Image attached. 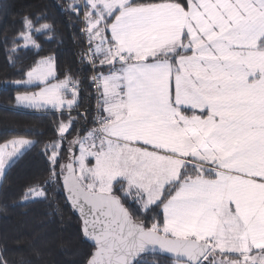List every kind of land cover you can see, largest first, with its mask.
Listing matches in <instances>:
<instances>
[{
  "label": "crops",
  "instance_id": "crops-1",
  "mask_svg": "<svg viewBox=\"0 0 264 264\" xmlns=\"http://www.w3.org/2000/svg\"><path fill=\"white\" fill-rule=\"evenodd\" d=\"M82 1L87 8V12L88 7L91 5L86 3L85 0ZM92 7L96 13L94 14L96 23L93 27L95 32L99 27L103 28V23H100V17L97 14L100 10L99 6L93 4ZM188 12L189 6L184 9L181 6H175V4L170 3L150 4L139 7H129L125 3L114 12L116 15L110 25L106 27L104 40L101 43H97V45L91 42L96 63L102 69L100 74L104 80V88L102 90L103 113L111 120V123L104 127L105 137H101L104 140V153L110 146L122 145L127 148L128 152H136L137 154L143 152L154 155L157 153L159 155L170 154V152L158 149V147H153V151H151L152 147L145 145L147 139L154 140V143H150L151 146L157 144L155 139L162 135V129L156 127V124L159 123L167 124L169 129H174L176 133L174 139L178 137L182 139L178 143L172 141L173 137L170 138L164 135L166 138L164 141L165 146L172 145L174 148L184 149L186 142L190 139L202 140V134L197 131V126L210 118L207 110L204 113V110L196 111L198 109L195 110L194 108L213 106L215 99L212 98V94L215 93L216 89H219V86L233 91L234 94L235 92H243L242 94L246 95V90L250 87H247V77H244L246 76V71H250L247 74H252V76L256 74L264 75V51L262 50L256 52L242 51L236 55V53H218L215 50L186 49V45L190 41L189 34H186ZM198 32L201 33V31ZM221 59H232V62L228 63L230 66H228L227 70L223 69L221 74H219L220 70H215V60ZM52 60L43 59L39 61L26 75L20 85L25 88L37 89L24 94L47 91L56 82L55 62L54 59ZM217 64L223 65L222 62ZM45 73L51 74L46 76ZM226 73H229L234 80L230 79V76L228 79L225 78ZM237 74L243 77H239L236 80L235 76ZM216 75H222L223 77H216ZM194 85L198 90L194 89ZM192 88L199 94L188 98L189 96H186L187 91L192 90ZM58 91L59 88H56L57 99L59 93L68 98L71 93L76 92L77 101H79L78 86L73 83H68L66 88ZM177 92H180V97L184 99L185 105L175 98ZM20 95L17 96L16 102ZM196 100L198 101L196 102ZM31 105L18 106L16 104L15 108L23 111H51L59 114L74 109H67L62 105L54 107V109L48 107L49 105L39 106L38 103L39 107ZM180 107V110L176 109ZM186 110L193 113L185 114L184 111ZM255 118L260 120V122H264V117ZM229 119L233 120L236 125V123L244 124L253 121L254 117L231 114L228 115L227 119H221V117L215 119V131H224V133L228 134V136L224 137L227 140L225 144L220 145L215 142V170L210 165L208 167L205 166L206 163L202 162L204 160L203 156L200 160H192L188 159V157H180L178 160L181 163H184V159L192 161L191 163H194V165L191 166H195L196 169L211 171L213 174L212 178L191 177L183 179V173L186 171L187 166L179 165L177 167V164H173L175 165L173 167L171 164L168 165L169 169L174 168L177 170L171 184L180 182L178 188L184 186L185 188L183 189L184 193L179 195L178 198L172 200L174 195L176 196L174 194L166 201L163 207L164 226L162 229L167 228L175 232L179 230L180 232L194 230L202 237L201 240H208V235H205L204 231L200 232L195 226L196 224L193 223L194 221L197 222V216L196 208H192V204L202 205V200L207 198V200L214 201L215 197V208L211 207V210L214 208L213 212H215V223L211 225L212 231H215V253L242 261L247 257H258L264 254V232L260 234L257 225L254 226V229H256L254 232H252V229L250 230V234H247L246 229H244L246 234L242 233V236L245 237L244 240H246L248 248L239 252L235 245L236 242L229 238V231L224 230L220 233L219 220L222 218L223 211H226V214L229 212L227 211L229 208L225 207L226 204L230 207V216L237 225L239 223L242 226L245 220L249 219L248 227H250L258 217L252 208L251 202H253V197H255V203H264V181L256 179L258 175L264 178V164L261 162L264 160V155L261 154L260 149L251 153L253 161L258 159L256 162H258L259 168L250 163L247 158L240 156L238 152L239 141L235 139L237 134H231L228 127H219L220 123L224 124ZM119 122L121 123L119 124ZM124 122L139 124L141 128H137V133H133L134 128L131 131L121 130L125 125ZM189 131H195L196 133L190 135ZM96 136L99 138L97 132ZM239 136L242 138L241 135ZM140 140L144 141L141 142ZM10 142H13L15 151L31 145L21 140ZM2 145L0 144V149L3 147ZM221 148L226 149V151L221 152ZM194 150L197 154H200L199 144L196 145ZM18 158V155H13L8 151L6 157L0 159L1 182L6 171ZM217 160H223L227 168L218 166ZM13 161L14 163H11ZM247 173H249L250 177L246 175ZM234 177L243 180L236 181L233 179ZM201 181L215 183V194H210L207 197H188L190 195L188 189L191 188L193 191L195 185H201L199 184L202 183ZM118 183L126 187V182L122 179L117 180L115 184ZM253 193L256 195L253 196ZM186 201H191L192 203L180 210L181 205L185 204ZM201 209L202 206L198 208V210ZM259 216L264 219V214ZM220 235V240L222 239L223 243L219 244L220 247H218L216 240ZM223 248L228 251H224Z\"/></svg>",
  "mask_w": 264,
  "mask_h": 264
},
{
  "label": "trees",
  "instance_id": "trees-1",
  "mask_svg": "<svg viewBox=\"0 0 264 264\" xmlns=\"http://www.w3.org/2000/svg\"><path fill=\"white\" fill-rule=\"evenodd\" d=\"M76 2L0 0V144L18 139L33 141L0 184V264H88L95 251L84 239L81 221L62 187L66 165L72 158L76 169L77 142L91 127L95 128L92 71L83 37L87 8L82 0H78L80 5ZM159 3L184 9L189 5L188 0H126L129 7ZM115 15L106 19L104 32ZM29 33L34 47H25L23 38ZM48 57L55 62L56 82L78 86V105L61 114L16 109L19 94L37 89L20 84L39 61ZM95 64L96 71L102 73L96 59ZM184 112L189 115L192 111ZM64 126L67 130L63 134ZM205 170L188 165L183 179L212 178V172ZM179 186L180 182L173 184L160 202L148 208L128 196L119 184H115V190L133 221L150 230L163 227V207ZM35 188H43L44 197L27 201ZM136 264L173 261L145 256Z\"/></svg>",
  "mask_w": 264,
  "mask_h": 264
},
{
  "label": "rangeland",
  "instance_id": "rangeland-1",
  "mask_svg": "<svg viewBox=\"0 0 264 264\" xmlns=\"http://www.w3.org/2000/svg\"><path fill=\"white\" fill-rule=\"evenodd\" d=\"M85 1L91 6L88 7V11L84 15V20L87 24L90 41L97 45V43H101L104 40V27L107 22L106 19L110 18L119 6L125 4L126 0ZM76 3L77 5H80L78 0ZM93 4H97L99 6L100 10L97 14L100 17V23H103V28L99 27V29H96L95 32L93 27L96 23L94 17V14L96 13L93 10ZM188 4L189 12L186 34H189L190 41L187 43L186 49L203 51L215 50V52L218 53H236V55H238V52L242 51H264V0H188ZM175 6L178 5L175 4ZM198 31H201V33ZM173 34L175 33L173 32ZM23 39L25 41V47L35 46L30 37V33L24 36ZM45 59L53 61L52 57ZM220 62H222L223 65L217 64ZM231 62L232 59L215 60V70H220L218 73L221 74L223 69H228V66H230L228 63ZM248 72L250 71H246V76H244L247 77V87L250 86L246 90V95H243V92H235L234 94L233 91L225 89L223 86H219V89H216L215 93L212 94V98L215 99V104L213 103V106L194 108L195 110L198 109L196 111L204 110V113L207 110L210 115V118L206 122L198 124L197 126V131L201 132V139L203 141L200 139H190L186 142L184 149L174 148L172 145L165 146L164 141L166 138L164 135H167L170 138L173 137L172 141H176L178 143H180L182 139L179 137L174 139L176 133L174 129H169L167 124H156V127L162 129V135H160V137L157 136L158 139H155L157 140V144H155V146L150 145V143H154L153 139H147V141H145V145L152 147V150L150 149L151 151H153V147H158V149H164L163 151H168L170 154L159 155L157 153L154 155L152 153L145 152L137 154L136 152H128L127 148L122 145L110 146L104 153V140H102L101 137L98 138L96 136V129L91 127L84 135L81 136L77 142V146L75 147V150L78 153L76 158V175L82 187L90 194L118 197L115 190V183L117 180L122 179L126 182V187H123L121 183H118L119 186L125 189V193L129 194L128 196H132L134 200L139 201L143 208L155 205L161 201L163 196L166 195V191L167 193L170 192L173 187L171 181L174 179L177 170L174 168L169 169L168 165L177 164V167L179 165H194V163H191L192 161H186L184 158V163H181L178 161L180 157L200 160L203 156L204 160L202 162L206 163L205 166L208 167V165H210L211 168L215 170V142L223 145L227 141L224 137L228 136V134L224 133V131H215V119L218 117H221V119H227L228 115L231 114L237 116L249 115L254 117L253 121L246 122L244 124L236 123V125L233 120L229 119L228 122H224V124L220 123L219 127H228L231 134H237L235 139L239 141L238 152L240 156L247 158L250 163L258 166L259 168V164L256 162L258 159L253 161L251 159V153L254 150L257 151L260 149L261 154L264 155V142L261 143V141H264V122H260V120L255 118L264 117V75L256 74L255 76H252V74H247ZM45 74L46 76H49L51 73ZM184 74L186 75V73ZM218 76L223 77L222 75H216V77ZM229 76V73L225 74V78L228 79ZM235 77L237 80L239 77L243 76L237 74ZM230 79H232V76H230ZM67 84L68 83L65 81L55 82L51 85V87H49V89H47V91L30 94L23 93L24 95L19 94L20 97H18L19 99H17L16 104L18 106H30L32 104L31 106L34 105V107L49 105L48 107L52 109L59 105H62L63 107L65 106L67 109L75 108L79 103V101H77L76 92L71 93L68 98L60 95L59 93V97L57 99L56 88H59L60 91L66 88ZM194 89H196V86ZM194 89L192 88V90L187 91L186 96H189L188 98L198 96L199 93L196 91L198 89ZM180 96V92H177V96H175V98L181 104L185 105L186 103L184 99ZM197 101L198 100H196V102ZM176 109L180 110L181 107ZM120 123L121 122H119V124ZM124 124L125 125L121 128V130L131 131L132 128H134L133 133H137V128L139 129L140 127L139 124L125 122ZM66 130L67 126H64L61 132L64 134ZM195 133V131H189L190 135ZM239 135H241L242 138H240ZM18 140L27 142V144L31 145L27 148L15 151L13 149V142L3 144V147L0 149V159L5 158L8 151H10L13 155H18L20 157L25 151L33 146V141L31 140ZM140 141L142 142L144 140ZM197 144H199L200 154H197L194 150ZM220 150L221 152L226 151L224 148H221ZM14 161L11 163H14ZM216 162L218 166L227 168L223 160H217ZM261 162L264 164V160ZM175 165H173V167ZM246 175L249 176V173ZM233 179L236 181L243 180L237 177H234ZM256 179H262L261 181H264L263 176L260 177L258 175ZM201 182L202 183H199L201 185L194 186L193 191L190 187H188L190 188L188 189L190 191V195L188 197H207L210 194H215V183H210L208 181ZM184 188L185 186L178 188V190L174 193L176 196L173 194L174 199L172 200H175V198H178L179 195H182L184 193ZM254 195L256 194L253 193V196ZM43 197V188H35L29 192L27 201ZM254 199L255 197H253V202H251V204L258 217L254 220L250 227H248L249 219L245 220L242 226L239 223L238 225L236 224L235 220L230 216L231 213L228 204H226L225 207L227 206L229 208L227 209L229 212L226 214V211H223L222 218L219 220V230L221 229L220 233L224 230H228L230 233L229 238L236 242L235 245L237 246V251L239 252L245 251L248 248L246 240H244L245 237L242 236V233L246 234L247 232V234H250L251 229L252 232H254L256 230L254 229V226L256 225L260 230V234L264 232V219H261L259 216L260 214L261 216L264 214V203H255ZM191 203V201H186L185 204L181 205L180 210H183ZM201 206L202 209L198 210ZM211 207L215 208V197L214 201L207 200V198L206 200H202V205L197 203L192 204V208H196L197 216V222L194 221L193 223L196 224L195 226L200 232L204 231L205 235H208V240H201L202 237L194 230L183 232H180L179 230L175 232L167 228L162 229L163 227L161 229L153 227L150 230L156 231L165 238L172 240H190L200 244H208L211 252L208 254L205 261L209 262V264H264V254L258 257H247L248 259L244 258L245 260L238 261L215 253V231H212L211 229V225L215 223V212H213L214 208L211 210ZM226 225L228 226L224 228ZM244 229H246V232ZM220 237L221 235L217 237L216 240L218 247H220L219 244L223 243V240H220ZM223 249L224 251H228L225 248ZM173 264L187 263L173 262Z\"/></svg>",
  "mask_w": 264,
  "mask_h": 264
},
{
  "label": "water",
  "instance_id": "water-1",
  "mask_svg": "<svg viewBox=\"0 0 264 264\" xmlns=\"http://www.w3.org/2000/svg\"><path fill=\"white\" fill-rule=\"evenodd\" d=\"M62 187L95 250L88 264H136L145 256L201 264L210 253L208 244L168 239L135 223L118 197L88 193L77 178L74 158L66 165Z\"/></svg>",
  "mask_w": 264,
  "mask_h": 264
},
{
  "label": "built area",
  "instance_id": "built-area-1",
  "mask_svg": "<svg viewBox=\"0 0 264 264\" xmlns=\"http://www.w3.org/2000/svg\"><path fill=\"white\" fill-rule=\"evenodd\" d=\"M83 37H84L85 48H86L85 57L92 71L91 83H92V87H93V91L95 95L94 109L91 113L94 116L96 132L99 137L103 138L105 137L104 127L111 123L110 118L104 115L103 113L102 90L104 88V80L101 74L96 71L97 68L95 64V54L91 47V41L89 38L90 35L87 29L83 31Z\"/></svg>",
  "mask_w": 264,
  "mask_h": 264
}]
</instances>
